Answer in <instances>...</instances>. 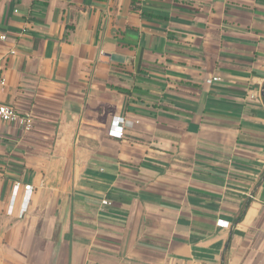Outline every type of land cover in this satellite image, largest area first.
Here are the masks:
<instances>
[{
    "label": "crops",
    "instance_id": "0c3cea01",
    "mask_svg": "<svg viewBox=\"0 0 264 264\" xmlns=\"http://www.w3.org/2000/svg\"><path fill=\"white\" fill-rule=\"evenodd\" d=\"M0 35L34 119L0 122V264H264V0H0Z\"/></svg>",
    "mask_w": 264,
    "mask_h": 264
},
{
    "label": "built area",
    "instance_id": "2783aa9c",
    "mask_svg": "<svg viewBox=\"0 0 264 264\" xmlns=\"http://www.w3.org/2000/svg\"><path fill=\"white\" fill-rule=\"evenodd\" d=\"M152 0H139L140 3L149 2ZM14 12H18V10H14ZM5 35H0V40H5ZM5 79L0 76V89L5 87ZM122 119L117 118L112 121V129L110 130V134L113 137L121 138L123 136V127H122ZM0 122L8 123V124H16L23 128L24 131L32 130L34 126V119L30 113H21L14 109L10 105L1 104L0 103ZM20 190L23 191L22 201L20 204L19 215L22 216L23 213L26 212L28 203L30 201V197L33 191V187L31 184H23L20 181H15L12 186L11 196L7 207V213L11 215L13 213L14 205L16 202V198ZM101 205L110 206L111 203L107 199H103L101 201ZM217 225L223 228H228L229 223L227 221L218 220Z\"/></svg>",
    "mask_w": 264,
    "mask_h": 264
},
{
    "label": "trees",
    "instance_id": "16d2710c",
    "mask_svg": "<svg viewBox=\"0 0 264 264\" xmlns=\"http://www.w3.org/2000/svg\"><path fill=\"white\" fill-rule=\"evenodd\" d=\"M246 208H247V205H244V206L242 207V210L240 211L239 215L237 216V218H236V220H235L236 222H239V221L242 220V218L244 217V214H245Z\"/></svg>",
    "mask_w": 264,
    "mask_h": 264
}]
</instances>
